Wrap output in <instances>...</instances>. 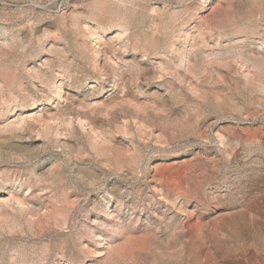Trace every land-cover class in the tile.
<instances>
[{
	"label": "rangeland",
	"instance_id": "rangeland-1",
	"mask_svg": "<svg viewBox=\"0 0 264 264\" xmlns=\"http://www.w3.org/2000/svg\"><path fill=\"white\" fill-rule=\"evenodd\" d=\"M0 264H264V0H0Z\"/></svg>",
	"mask_w": 264,
	"mask_h": 264
}]
</instances>
